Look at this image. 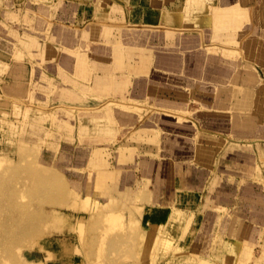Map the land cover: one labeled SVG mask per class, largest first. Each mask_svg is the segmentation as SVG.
<instances>
[{"label": "crops", "instance_id": "1", "mask_svg": "<svg viewBox=\"0 0 264 264\" xmlns=\"http://www.w3.org/2000/svg\"><path fill=\"white\" fill-rule=\"evenodd\" d=\"M121 38L128 60L114 49ZM138 46L145 53L141 64ZM43 50L52 56L42 57ZM93 65L98 76L128 72L116 85L127 87L123 94L134 91L130 100L194 114L192 122L160 116V148L146 119L143 140L126 144L125 138L104 174L122 173L120 186L130 189L145 216L174 210L194 216L184 243L196 254L246 264L251 250L244 248L264 253V0H0L1 96H25L42 75L62 89L64 78L76 74L75 86L86 88ZM253 68L259 76L249 77ZM155 70L161 88L175 81L179 88L224 86L226 93L212 89L197 96L177 89L167 95L161 89L153 95L149 74ZM229 87L241 91L233 94ZM244 88L256 94H242ZM234 99L241 104L236 113ZM194 102L204 110H193ZM113 113V127L122 134L141 121L132 111ZM249 118L255 119L251 126ZM254 264H264V255Z\"/></svg>", "mask_w": 264, "mask_h": 264}, {"label": "rangeland", "instance_id": "2", "mask_svg": "<svg viewBox=\"0 0 264 264\" xmlns=\"http://www.w3.org/2000/svg\"><path fill=\"white\" fill-rule=\"evenodd\" d=\"M122 41L121 38L116 42L114 49L120 59L128 60ZM135 41L140 43L144 39ZM156 43L154 40L153 45ZM141 50L138 46L136 57L140 64L145 58ZM154 50L153 47L152 53ZM49 55L52 56L49 50L42 51V57ZM90 69L92 77L83 89L75 86L80 83L76 74L62 76L67 82L62 83L63 88L72 89L66 93L42 75L39 84L31 83L25 96L8 91H3L7 96L0 95V264H225L215 253L210 256L199 253L198 258L186 247L184 242L194 216L180 217L176 210L167 214L154 211L156 215L145 216L143 207H135L138 204L130 189L120 186L122 173L104 174V170L112 167L114 151L125 138L126 144L143 140L146 119L154 125L152 142L159 145L160 116L192 122L193 112L171 107L163 110L158 103L130 100L134 91L123 94L127 87L116 85L130 76L128 72L98 76V67L93 65ZM249 72V77L252 72L259 76L254 68ZM141 73L144 72L138 75ZM157 74V70L149 74L154 84L153 95L160 94L161 89H168L167 95L177 94V89L197 96L207 95L212 89L216 95L226 93L224 86L179 88L175 81L161 88ZM94 81L100 82V87L91 86ZM227 89L233 94L241 91L238 87ZM243 90L246 92L242 94L248 96L256 94L252 88ZM59 97L62 100L56 102ZM190 105H194L193 110H204L201 102ZM232 105L233 113L241 106L235 99ZM251 105L244 102V106ZM117 109L135 112L141 121L128 128L129 133L122 134L113 127L116 123L113 112ZM253 120H247L250 126ZM102 144L106 148H100ZM137 154L143 156L139 151ZM160 155L161 150L152 156ZM108 203L115 204L116 211L119 209L116 215L121 217L103 213L105 208H112ZM131 212L135 213L130 215ZM162 214L167 216L162 218ZM248 250L251 258L246 264H254L264 255L244 248V252Z\"/></svg>", "mask_w": 264, "mask_h": 264}, {"label": "bare ground", "instance_id": "3", "mask_svg": "<svg viewBox=\"0 0 264 264\" xmlns=\"http://www.w3.org/2000/svg\"><path fill=\"white\" fill-rule=\"evenodd\" d=\"M129 107V106H128ZM50 175H53V176H55V174H52V172L50 173ZM87 199L89 200V199H91V197H87ZM114 201V200H113ZM96 203H97V201H95ZM115 202V201H114ZM110 203V202H109ZM108 203V205L111 207L112 206V208H110V209H104V212L103 213H105V214H109V215H112V216H119V217H121L120 215H116V212L117 211H119V209L116 211V206H115V204L114 205H110ZM82 204H83V202H82ZM81 204V208H82V205ZM88 205V204H87ZM80 206V205H79ZM85 207H86V205H84ZM120 206V205H119ZM138 207V206H137ZM90 208H88V210H89ZM111 209H113V210H111ZM100 213V212H99ZM135 213V212H134ZM133 212H131V214L130 215H132V214H134ZM176 213H177V211H176ZM137 214H138V212H137ZM187 217V216H186ZM151 218V217H150ZM160 218V217H159ZM112 219H117V218H112ZM168 219V218H167ZM147 221V220H146ZM143 224V223H142ZM149 225V224H148ZM148 225H146V226H148ZM150 227V226H149ZM146 229H149V228H146ZM182 230V229H181ZM149 231H150V229H149ZM175 245V244H174ZM54 249H58V250H61L58 246H54ZM168 250V249H167ZM58 252V251H57ZM59 253V252H58ZM57 255H60V254H57ZM197 255H198V258H199V254L197 253ZM205 260V259H204ZM200 261V260H199Z\"/></svg>", "mask_w": 264, "mask_h": 264}]
</instances>
